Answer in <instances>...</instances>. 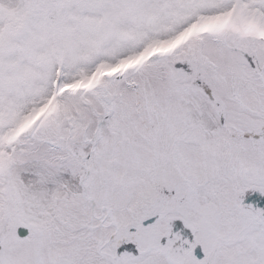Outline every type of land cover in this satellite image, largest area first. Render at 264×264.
I'll use <instances>...</instances> for the list:
<instances>
[{"label":"snow or ice","instance_id":"obj_1","mask_svg":"<svg viewBox=\"0 0 264 264\" xmlns=\"http://www.w3.org/2000/svg\"><path fill=\"white\" fill-rule=\"evenodd\" d=\"M0 264H264V0H0Z\"/></svg>","mask_w":264,"mask_h":264}]
</instances>
